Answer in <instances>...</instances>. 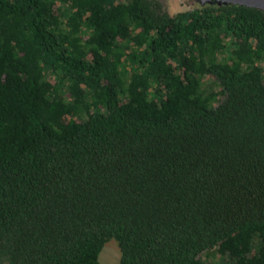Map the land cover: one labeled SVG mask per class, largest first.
Wrapping results in <instances>:
<instances>
[{"label":"trees","instance_id":"trees-1","mask_svg":"<svg viewBox=\"0 0 264 264\" xmlns=\"http://www.w3.org/2000/svg\"><path fill=\"white\" fill-rule=\"evenodd\" d=\"M0 0V263L264 264V11Z\"/></svg>","mask_w":264,"mask_h":264},{"label":"rangeland","instance_id":"rangeland-1","mask_svg":"<svg viewBox=\"0 0 264 264\" xmlns=\"http://www.w3.org/2000/svg\"><path fill=\"white\" fill-rule=\"evenodd\" d=\"M171 2L172 6L174 4V7H178V0H166V2ZM189 2L190 0H184ZM162 2H165V0H162ZM100 261L103 264H119L121 261V250L119 247V244L116 239L111 238L109 241H107L100 253ZM4 264V263H0Z\"/></svg>","mask_w":264,"mask_h":264},{"label":"water","instance_id":"water-1","mask_svg":"<svg viewBox=\"0 0 264 264\" xmlns=\"http://www.w3.org/2000/svg\"><path fill=\"white\" fill-rule=\"evenodd\" d=\"M195 1L200 5H205L208 3H216L219 5L232 3V4L257 8L259 10L264 11V0H195Z\"/></svg>","mask_w":264,"mask_h":264},{"label":"flooded vegetation","instance_id":"flooded-vegetation-1","mask_svg":"<svg viewBox=\"0 0 264 264\" xmlns=\"http://www.w3.org/2000/svg\"><path fill=\"white\" fill-rule=\"evenodd\" d=\"M189 2H191V1H189Z\"/></svg>","mask_w":264,"mask_h":264}]
</instances>
